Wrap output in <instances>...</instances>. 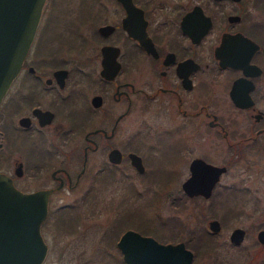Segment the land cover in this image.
<instances>
[{
    "label": "flooded vegetation",
    "instance_id": "af4514ba",
    "mask_svg": "<svg viewBox=\"0 0 264 264\" xmlns=\"http://www.w3.org/2000/svg\"><path fill=\"white\" fill-rule=\"evenodd\" d=\"M82 1H43L0 99V171L22 191L47 190L42 236L50 209L90 211L105 199L109 177L121 195L101 238L123 264L116 241L126 229L182 241L190 264H206L204 254L207 264H264V0H90L86 11ZM193 158L223 167L207 196L182 188ZM143 173L181 178V192L168 200L175 212L186 199L218 203L225 195L229 214L215 216L209 203L206 227H186L179 216L160 214L157 195L149 206L167 231H142ZM86 176L84 190L68 199ZM204 210L200 205L196 223ZM241 215L246 223L227 235L237 249L219 250L220 230ZM115 218L118 233L110 239ZM234 228L242 229L238 242L230 238ZM197 241L207 247L194 249Z\"/></svg>",
    "mask_w": 264,
    "mask_h": 264
},
{
    "label": "water",
    "instance_id": "95a60500",
    "mask_svg": "<svg viewBox=\"0 0 264 264\" xmlns=\"http://www.w3.org/2000/svg\"><path fill=\"white\" fill-rule=\"evenodd\" d=\"M44 0H0V99L18 72L28 49ZM128 4L129 0H122ZM138 169L137 157L132 161ZM190 174L181 185L189 194L207 196L223 167L202 158L190 161ZM47 213V190L25 192L0 171V264H41L46 251L40 225ZM209 225L216 230V218ZM242 229L234 228L238 242ZM126 264H190L192 252L182 241L160 242L152 236L126 229L116 241ZM147 251L138 254L135 250Z\"/></svg>",
    "mask_w": 264,
    "mask_h": 264
},
{
    "label": "rangeland",
    "instance_id": "374dc122",
    "mask_svg": "<svg viewBox=\"0 0 264 264\" xmlns=\"http://www.w3.org/2000/svg\"><path fill=\"white\" fill-rule=\"evenodd\" d=\"M89 3L90 0H83L81 9L86 11V9L90 8ZM141 176L142 188L145 189L139 196L142 206L139 217L140 219H147L148 222L147 228L142 231H155V233L167 231L166 226L159 224L158 217L152 215V204L149 206V203H152L157 195L159 197L157 203L160 214L164 217L175 214L183 220L186 227H192L194 224L204 225V227H206V219L211 217L213 213L216 216V211L221 216L224 214L227 216L229 214L227 208L231 206L230 204L232 201L226 198L225 195L220 198L221 201L218 203L216 202V197H214L212 202L211 200H205L204 202L197 201V204L191 199H186V207L183 210L175 212L168 207V200L174 193L181 192L178 188L181 178L176 179V177L173 176H153L145 173L141 174ZM128 178L131 179L130 177ZM132 179L136 182L139 181L137 176L132 177ZM90 180V176L84 177L81 186L74 190L73 193L67 194L68 199H75L78 197ZM107 180L109 183H107L108 185L104 188L106 192H103V190L100 189L101 186L98 184V188H96L100 193H97V189L95 188L97 195L100 196L102 192L105 193V199L103 201L101 199V203L97 200L90 211H88L85 205L78 207L77 210L69 211L70 213L73 212V217L69 223H61L59 218L64 216L63 213L58 214L56 210L50 209L47 219L41 226L44 239L48 244L47 252L41 264H123L116 253L117 249L110 244L109 239L104 240L101 238L104 231L111 226V219L114 214L112 206L115 205L119 194L121 195L120 187L116 183H112L109 177ZM165 182H170V184L163 186L158 193L159 185ZM111 185H113V188L109 189ZM166 187L171 188V194L165 193L167 190ZM209 203L212 205L210 211H213V213L206 208ZM202 204L205 210L200 215V222L196 223L195 214L199 213L197 211ZM136 219L139 220L138 218ZM240 223H246L242 215L240 217H231V219L226 221L218 236V239L222 242V246L219 250L229 251L237 249L228 243L227 235L234 225ZM135 224L136 222L132 221V226L136 227ZM148 228H151V230ZM179 237L183 238V232H180L177 239ZM214 240L213 242L216 244V234ZM245 243L248 244L249 242L247 241ZM208 260H210V258L204 254L199 261L207 264L209 262Z\"/></svg>",
    "mask_w": 264,
    "mask_h": 264
},
{
    "label": "trees",
    "instance_id": "16d2710c",
    "mask_svg": "<svg viewBox=\"0 0 264 264\" xmlns=\"http://www.w3.org/2000/svg\"><path fill=\"white\" fill-rule=\"evenodd\" d=\"M62 212H64L63 213V215L64 216H62V217H60L59 219H60V222L61 223H66V222H68L69 223V221L71 220V218L73 217V215H72V213H70L69 212V210H67V211H62ZM71 223V222H70ZM118 219L117 218H115V225H113L112 226V228L108 231L109 232V234H108V232H106L105 234H108V235H111V238L110 239H112L113 237H115L116 235H117V233H118ZM200 241V240H199ZM199 241H197L194 245H195V247H194V249H198V248H206L207 246H205L204 247V245H200V242Z\"/></svg>",
    "mask_w": 264,
    "mask_h": 264
}]
</instances>
